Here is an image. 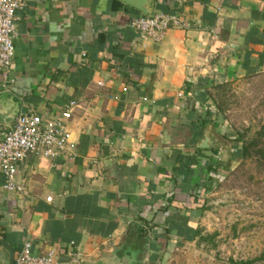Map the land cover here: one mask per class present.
Masks as SVG:
<instances>
[{
  "label": "crops",
  "instance_id": "0c3cea01",
  "mask_svg": "<svg viewBox=\"0 0 264 264\" xmlns=\"http://www.w3.org/2000/svg\"><path fill=\"white\" fill-rule=\"evenodd\" d=\"M150 7L179 14L185 25L154 42L138 38L129 22L143 14L121 0H23L17 10L0 96L17 101V113L43 118L74 101L66 127L75 146L20 162L21 192L5 190L0 171V264L25 240L36 253L53 251L55 264H92L115 250L134 253L133 264H153L158 251L163 264L175 229L196 225L189 207L211 151L196 145L218 112L208 94L264 71V0ZM169 222L161 250L157 238ZM138 226L147 235L139 237Z\"/></svg>",
  "mask_w": 264,
  "mask_h": 264
},
{
  "label": "rangeland",
  "instance_id": "374dc122",
  "mask_svg": "<svg viewBox=\"0 0 264 264\" xmlns=\"http://www.w3.org/2000/svg\"><path fill=\"white\" fill-rule=\"evenodd\" d=\"M221 84L210 90L214 108H220L210 122L220 145L204 163L216 161L219 172L201 176L199 200L189 207L198 221L175 229L176 246L163 253V264H264V162L240 154L264 123V71ZM257 144L264 150V135ZM153 254V264H161L158 251Z\"/></svg>",
  "mask_w": 264,
  "mask_h": 264
},
{
  "label": "built area",
  "instance_id": "2783aa9c",
  "mask_svg": "<svg viewBox=\"0 0 264 264\" xmlns=\"http://www.w3.org/2000/svg\"><path fill=\"white\" fill-rule=\"evenodd\" d=\"M22 2L23 0H0V70L4 74L12 62L16 12L21 8ZM129 24L138 38L160 42L168 27H181L185 22L179 14L158 11L136 16ZM122 90L125 91L126 88ZM74 106L75 102L70 101L64 109L49 118H43L33 112H19L13 121L5 126L0 136V171L4 178L5 190L23 191V187L16 180L17 167L29 155L41 152L45 157L55 156L75 146L66 127ZM55 258L51 250L44 253L34 252L31 242L25 240L14 258V264H55Z\"/></svg>",
  "mask_w": 264,
  "mask_h": 264
},
{
  "label": "water",
  "instance_id": "95a60500",
  "mask_svg": "<svg viewBox=\"0 0 264 264\" xmlns=\"http://www.w3.org/2000/svg\"><path fill=\"white\" fill-rule=\"evenodd\" d=\"M126 4L138 9L142 14H151L150 3L152 0H121ZM18 112V102L12 98H4L0 96V124L9 125ZM217 139L213 135L210 124H205L202 137L197 143L200 149H212L219 147ZM134 253L131 251L124 255H119L117 251H113L111 255H103L99 259L91 261L92 264H133ZM10 264H14L13 254L10 256Z\"/></svg>",
  "mask_w": 264,
  "mask_h": 264
},
{
  "label": "trees",
  "instance_id": "16d2710c",
  "mask_svg": "<svg viewBox=\"0 0 264 264\" xmlns=\"http://www.w3.org/2000/svg\"><path fill=\"white\" fill-rule=\"evenodd\" d=\"M217 85H222V84H216L215 86H217ZM208 95H209V98L212 102L213 98L210 97L211 96L210 94H208ZM217 110L220 111V108H218ZM207 121L208 120H201L200 126L203 127ZM257 134L259 135L258 137L252 138L251 140L243 142V144L240 147V154L242 155V157L259 156L262 158V160L264 162V150L262 148H258V144H257V139H260V137L264 135V123H263V126L261 127V129L258 130ZM240 138L241 137H239V139ZM173 169L176 170L177 167H173ZM218 169H219V165L216 161L213 160L212 163L211 162L208 164L206 163L205 170H206V172H208L207 174H209L207 177L214 176L216 174V172H219ZM190 195H191V197H194V194H190ZM194 211H197V210H194ZM172 222H169V230L158 235L157 241L159 242V245H160L159 248L161 250H164L167 246L168 234L170 233V229H174L173 225H175V224H173ZM136 229H137V235L139 237H142L143 235H147L145 228H142V227L139 228V226H138V228H136Z\"/></svg>",
  "mask_w": 264,
  "mask_h": 264
},
{
  "label": "flooded vegetation",
  "instance_id": "af4514ba",
  "mask_svg": "<svg viewBox=\"0 0 264 264\" xmlns=\"http://www.w3.org/2000/svg\"><path fill=\"white\" fill-rule=\"evenodd\" d=\"M214 149H216V148H212L211 150H214Z\"/></svg>",
  "mask_w": 264,
  "mask_h": 264
}]
</instances>
